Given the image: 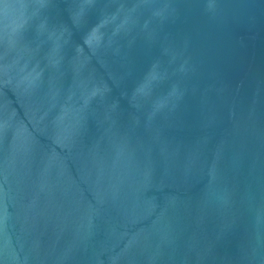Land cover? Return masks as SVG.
<instances>
[{
    "label": "water",
    "instance_id": "water-1",
    "mask_svg": "<svg viewBox=\"0 0 264 264\" xmlns=\"http://www.w3.org/2000/svg\"><path fill=\"white\" fill-rule=\"evenodd\" d=\"M0 264H264V0H0Z\"/></svg>",
    "mask_w": 264,
    "mask_h": 264
}]
</instances>
